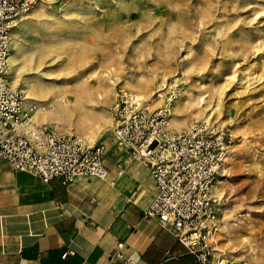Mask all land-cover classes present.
<instances>
[{"label": "rangeland", "instance_id": "obj_1", "mask_svg": "<svg viewBox=\"0 0 264 264\" xmlns=\"http://www.w3.org/2000/svg\"><path fill=\"white\" fill-rule=\"evenodd\" d=\"M28 1L9 80L38 105L36 120L107 146L118 91L150 110L174 96L173 130L208 119L233 139L212 190L218 245L231 261L264 264V0ZM61 91L68 107L54 102ZM40 109L59 114L43 120Z\"/></svg>", "mask_w": 264, "mask_h": 264}, {"label": "built area", "instance_id": "obj_2", "mask_svg": "<svg viewBox=\"0 0 264 264\" xmlns=\"http://www.w3.org/2000/svg\"><path fill=\"white\" fill-rule=\"evenodd\" d=\"M30 8L28 0H0V159L44 181L60 177L67 184L81 175L106 179L105 146L37 121L38 105L27 103L24 92L10 83L13 29ZM173 99L170 96L164 107L150 110L139 94L118 91L109 108L115 143L149 167L157 192L148 216L173 231L198 264H239L218 245L220 220L212 191L233 139L215 131L208 119L173 130L169 108ZM124 246L117 244L118 257ZM70 253L64 250L62 258Z\"/></svg>", "mask_w": 264, "mask_h": 264}, {"label": "crops", "instance_id": "obj_3", "mask_svg": "<svg viewBox=\"0 0 264 264\" xmlns=\"http://www.w3.org/2000/svg\"><path fill=\"white\" fill-rule=\"evenodd\" d=\"M112 137L106 179L44 181L0 159V264H198L146 214L157 192L149 167ZM64 250L71 251L66 258Z\"/></svg>", "mask_w": 264, "mask_h": 264}, {"label": "bare ground", "instance_id": "obj_4", "mask_svg": "<svg viewBox=\"0 0 264 264\" xmlns=\"http://www.w3.org/2000/svg\"><path fill=\"white\" fill-rule=\"evenodd\" d=\"M10 60L11 61H13L14 60V54L12 53L11 54V56H10ZM92 85H91V82H88V81H83V83H82V89L81 90H83V91H85V92H89V89H90V87H91ZM80 90V91H81ZM91 91V90H90ZM70 94V93H69ZM32 97V96H31ZM54 102H56V103H59L61 106H63V107H68L72 102H74V100L75 99H71L69 96H68V94H67V92L66 91H61V92H59V93H56V94H54ZM76 99H78V98H76ZM202 99V98H201ZM31 100H33L32 98H30V97H26V101H27V103H30V101ZM76 101H78V100H76ZM33 102V101H32ZM78 106H81L82 105V103L80 104V102L77 104ZM40 111H41V109H40ZM50 114H59V112H56L55 110H53V109H51V110H48V111H41L40 112V114L38 113V116L40 117V118H42L43 120L44 119H46L47 117H49L50 116ZM80 116H81V114H80ZM90 120V119H89ZM112 132V131H111ZM229 158V156L228 157H226V159H228ZM225 159V160H226ZM216 188V184L214 183L213 184V186H212V190H214Z\"/></svg>", "mask_w": 264, "mask_h": 264}]
</instances>
